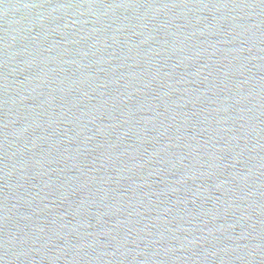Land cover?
<instances>
[{"label": "water", "instance_id": "95a60500", "mask_svg": "<svg viewBox=\"0 0 264 264\" xmlns=\"http://www.w3.org/2000/svg\"><path fill=\"white\" fill-rule=\"evenodd\" d=\"M0 264H264V0H0Z\"/></svg>", "mask_w": 264, "mask_h": 264}]
</instances>
